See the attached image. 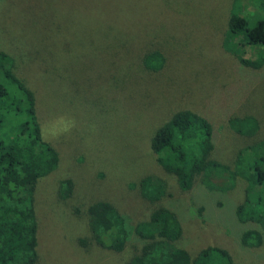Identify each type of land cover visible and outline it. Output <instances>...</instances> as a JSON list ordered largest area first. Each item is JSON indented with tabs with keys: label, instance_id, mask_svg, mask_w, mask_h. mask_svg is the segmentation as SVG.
Returning a JSON list of instances; mask_svg holds the SVG:
<instances>
[{
	"label": "rangeland",
	"instance_id": "374dc122",
	"mask_svg": "<svg viewBox=\"0 0 264 264\" xmlns=\"http://www.w3.org/2000/svg\"><path fill=\"white\" fill-rule=\"evenodd\" d=\"M45 4L67 11L66 22L72 23L67 33L55 31L53 37L54 30H46V57L37 43L29 42L27 20ZM242 4L66 0L55 6L52 0H0V50L16 57V73L35 92L43 137L59 154L57 167L38 180L35 191L36 264H126L127 252L94 241L86 210L106 200L136 220L150 209L139 186L148 174L163 177L168 192L178 197L174 209L182 235L175 245L191 256L206 246H220L233 264H264V241L241 246L244 224L235 214L245 195L253 203L262 199L264 207V182L251 184L239 175L258 158L264 164V65L261 74L247 72L237 61L244 49L232 52L222 45L232 8L243 15L252 10ZM35 25L38 30L41 22ZM124 37L132 40L128 57L120 47ZM243 47L254 52L243 53L246 58L261 49L257 44ZM152 48L165 55L161 70L140 65L142 54ZM182 108L207 116L213 127V158L230 166L226 177L216 179L215 190L195 185L183 194L151 150L155 130ZM244 115L257 120L250 135L239 134L230 122ZM66 178L73 182L72 192L62 199L59 185ZM200 205L204 212L194 217Z\"/></svg>",
	"mask_w": 264,
	"mask_h": 264
},
{
	"label": "trees",
	"instance_id": "16d2710c",
	"mask_svg": "<svg viewBox=\"0 0 264 264\" xmlns=\"http://www.w3.org/2000/svg\"><path fill=\"white\" fill-rule=\"evenodd\" d=\"M65 2L52 0L55 6ZM236 2L234 0L233 8ZM242 2L244 10H252L243 15L232 8L222 45L232 52L236 48L240 52L244 49L237 57L244 68L239 67L261 74L264 65V0ZM41 9L38 15L34 9L28 14L31 28L28 31L32 30L28 38L31 44L37 43L41 51L44 50L46 57V45L42 40L46 37V30H54L50 32L53 37L55 31L67 33L72 23L66 22L68 12L65 10L48 9L47 4ZM40 22L41 26L36 30L35 24ZM120 43L123 56L128 57L132 40L124 37ZM244 44H257L261 46V52L257 51L253 58H246V53L254 52L249 47L244 48ZM140 62L143 69L157 71L163 68L166 58L161 50L152 48L142 54ZM16 68L14 54L0 50V264H36L38 221L35 191L38 180L57 167L59 154L43 137L35 92L16 73ZM230 122L243 135H250L257 128V120L250 115L230 118ZM240 124H246L248 128L240 127ZM212 136L213 127L207 116L187 108L175 111L151 136L150 147L156 161L167 173L174 175L183 194L192 191L190 189L195 185L208 191L215 190L218 176H227L225 171L229 170V164L213 158ZM241 152H238L235 163ZM260 160L250 163L248 171H240L239 175L251 184L263 183L264 164ZM72 184L70 178L60 181L62 199L71 194ZM139 186L141 195L150 203V209L134 221L106 200H97L87 207L88 223L96 243L116 252H127L126 264H233L229 251L220 246H206L191 256L185 248L175 245L182 235L181 222L174 209L178 197L168 192L166 180L158 175L143 176ZM261 202L262 199L250 202L245 195V199L236 205V218L244 224L238 237L241 246H259L264 241V207ZM202 212L203 206L195 207L194 217Z\"/></svg>",
	"mask_w": 264,
	"mask_h": 264
}]
</instances>
